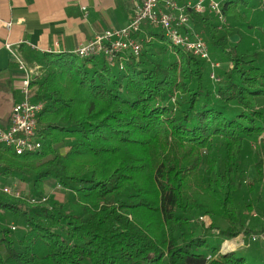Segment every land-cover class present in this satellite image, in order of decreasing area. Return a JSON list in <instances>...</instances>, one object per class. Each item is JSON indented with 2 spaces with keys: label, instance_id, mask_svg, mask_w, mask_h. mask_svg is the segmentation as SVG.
<instances>
[{
  "label": "trees",
  "instance_id": "obj_1",
  "mask_svg": "<svg viewBox=\"0 0 264 264\" xmlns=\"http://www.w3.org/2000/svg\"><path fill=\"white\" fill-rule=\"evenodd\" d=\"M222 11L221 27L187 11L210 58L222 56L215 80L158 30L146 29L151 39L122 69L100 56L22 52L40 67L32 101L43 107L42 147L16 156L0 146V177L46 201L0 191V264H264V243L220 252L263 231L248 218L264 191V3L224 0ZM250 153L256 178L246 183ZM47 180L66 205L45 196ZM5 215L22 222L20 236L2 228Z\"/></svg>",
  "mask_w": 264,
  "mask_h": 264
},
{
  "label": "built area",
  "instance_id": "obj_2",
  "mask_svg": "<svg viewBox=\"0 0 264 264\" xmlns=\"http://www.w3.org/2000/svg\"><path fill=\"white\" fill-rule=\"evenodd\" d=\"M224 0H138L132 18L122 28L112 29L95 36L92 40L78 47L74 54L79 59L102 57L111 68H123V61L127 55L138 57L142 42L150 40L146 29L158 30L167 43L173 48H179L194 57L206 62L210 69V79L215 80L214 69L217 63L212 62L208 45L204 38L195 33L187 11L203 16L212 15L221 27L226 25L222 11ZM264 3V0H257ZM84 13L85 10L83 9ZM11 29V24H6ZM11 60L21 74L19 92L22 99L16 102L11 109L10 124L6 130H0V146H3L16 156L34 154L41 150V141L37 134L38 116L42 111V104L32 101L35 92L33 82L40 74L38 65H29L20 52V45L4 44ZM12 197L19 198V194L10 189H3ZM46 198L41 199V202ZM199 221H209L205 216ZM263 231L250 234L246 237L240 234L234 240L239 248H247L253 243H264V218L261 219ZM14 230V227H11ZM226 244V243H225ZM228 245L222 246L228 250ZM222 250H220L221 252ZM234 252V251H233ZM223 253V252H222ZM230 253V252H225ZM211 259L207 257V261Z\"/></svg>",
  "mask_w": 264,
  "mask_h": 264
},
{
  "label": "crops",
  "instance_id": "obj_3",
  "mask_svg": "<svg viewBox=\"0 0 264 264\" xmlns=\"http://www.w3.org/2000/svg\"><path fill=\"white\" fill-rule=\"evenodd\" d=\"M137 1L0 0V130L8 128L11 109L22 99L21 74L5 50V43L20 45L21 54L74 53L95 36L124 27ZM7 23L11 24L9 31ZM52 183L55 182H44L45 191ZM18 184L24 186L13 181V188Z\"/></svg>",
  "mask_w": 264,
  "mask_h": 264
},
{
  "label": "rangeland",
  "instance_id": "obj_4",
  "mask_svg": "<svg viewBox=\"0 0 264 264\" xmlns=\"http://www.w3.org/2000/svg\"><path fill=\"white\" fill-rule=\"evenodd\" d=\"M195 33L200 34L204 40L207 39L206 38V34L204 32H197L196 30H194ZM237 40L236 37H231V42L235 43ZM211 60L214 63H217L219 65L218 68L214 69V72L217 74V72H219V70H224L225 69V65L224 63H222L220 61V58H222V56L218 53L215 52L214 54H211ZM55 149L61 153L64 152V148L61 146H56ZM244 163H243V169H244V182L246 183H250L252 179L256 178V173L254 170V155L252 153L246 155V157L244 158ZM52 187H46V197L48 196H53L54 200L59 202L60 204L66 205L67 204V195L64 191L60 190L55 183H52ZM10 189L13 192H16L19 194V198L18 200L21 202H25L27 204H33V203H38L41 202V199H36L33 197H30L29 194L27 193V188L26 185L22 186V185H17L13 188V181H7L5 180V178H1L0 177V191L3 192V189ZM6 194V193H5ZM8 195V194H7ZM256 196H251L253 198H251L252 203L254 204V206L256 207V210H254L250 216L249 222V228L251 229V231L255 232L257 230H259L261 228V224L260 221L261 219L264 218V212L263 211H259L257 209L259 202L261 204H259V207H261V205H263L264 207V191L263 193H261L262 198L257 197L258 195L255 194ZM10 196V195H8ZM256 215V216H255ZM209 221L202 223L204 227H208L211 224V219L207 216H205ZM257 220H259V222H257ZM5 226L11 228L14 227V230H12L13 235L15 237L20 236L22 231H23V226H22V222L18 221L17 223L15 222V220L10 216V215H5V221H4V225L2 223V228H5ZM235 239V238H234ZM225 240L220 247V250H222L221 252L225 253V252H233V251H238L239 249V244L237 242H235V240ZM237 239V238H236ZM226 243V244H225ZM224 245H228V247H226L228 250H223L222 246ZM5 255V250L2 246H0V256H4Z\"/></svg>",
  "mask_w": 264,
  "mask_h": 264
}]
</instances>
